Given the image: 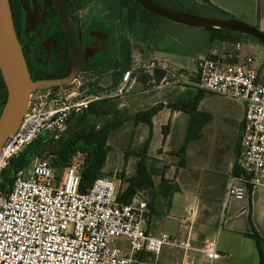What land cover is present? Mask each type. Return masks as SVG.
I'll list each match as a JSON object with an SVG mask.
<instances>
[{"label":"built area","instance_id":"obj_1","mask_svg":"<svg viewBox=\"0 0 264 264\" xmlns=\"http://www.w3.org/2000/svg\"><path fill=\"white\" fill-rule=\"evenodd\" d=\"M141 70L151 78L149 83L191 84L240 100L245 110L237 159L240 173L230 174L225 195L227 199H243L249 186H264V78L253 56L230 62L221 54L201 59L193 77L149 59L124 70L110 91L79 97L77 85H66L32 92L19 128L0 151V185L11 159L39 135L58 137L73 115L84 112L94 101L128 93ZM158 70H165L159 81ZM51 156H35L29 171L28 167L18 169L9 188L0 187V264H158L157 260L142 259L140 254H159L165 246L184 251L178 264H198L189 256L190 251L203 253L209 264L223 257L218 235L202 245L194 243L197 206L187 207L179 218L185 230L183 237L166 231L153 234L147 226L152 212L148 189L123 202L121 180L100 174L89 189L82 191L83 155L78 153L61 171L52 164ZM120 238L128 241L129 253L117 242Z\"/></svg>","mask_w":264,"mask_h":264},{"label":"rangeland","instance_id":"obj_2","mask_svg":"<svg viewBox=\"0 0 264 264\" xmlns=\"http://www.w3.org/2000/svg\"><path fill=\"white\" fill-rule=\"evenodd\" d=\"M21 1L24 14L22 38L30 46L35 71H45L51 66L49 50L53 29L49 21H41L42 14L46 11L44 0ZM199 12L206 17L223 18L221 14L205 6L200 8ZM72 26L84 49L83 36L87 37L86 31L82 36L76 32L73 24ZM119 27L121 42L123 38L129 41L134 56L138 55L136 63L155 57L164 68L184 72L189 77L196 75L201 59L228 51V48L223 46L209 52V31L170 19L154 17L141 23L137 18L133 24L125 21L123 24L119 23ZM92 54L91 47L85 51L86 62ZM255 56V67H258V70L264 69L263 54L258 50ZM101 78L104 88L109 89L113 77L105 75ZM69 85H77L79 97L92 93V88L99 87L98 81L93 80L86 72H82ZM153 86V83L135 84L131 91L122 97L118 96L121 97L120 107L125 109L124 116L157 110L150 114L149 124H136L133 120H128L119 129L111 132L108 141L111 151L105 172L121 180L123 192L132 184L138 185L144 169L148 173H156L153 176L154 186L148 189L158 210L157 223L153 225V229L171 233L179 228V218L186 214L185 209L198 206V192L204 187L209 176L212 178L216 174H223L227 180L231 170L230 162L234 164L238 159L245 110L240 100L209 93L191 84L174 83L148 89ZM179 102L186 105V111L197 109L208 119L202 129L201 138L189 142L185 152H182V149L190 115L185 111L173 113V107L176 108ZM169 122H172L171 127L163 130ZM147 141L149 148H146ZM182 158H185L184 164ZM30 169L31 166L27 171ZM162 175L172 180V184L178 183L180 190L170 192L167 182L161 186ZM160 186L163 193H160ZM142 189L147 188L136 187L137 191ZM165 193L171 196L166 197Z\"/></svg>","mask_w":264,"mask_h":264},{"label":"trees","instance_id":"obj_3","mask_svg":"<svg viewBox=\"0 0 264 264\" xmlns=\"http://www.w3.org/2000/svg\"><path fill=\"white\" fill-rule=\"evenodd\" d=\"M88 1L89 0H67L66 4V14L71 23L74 25L76 32L80 35H82L83 33L81 11L83 9V6ZM104 1L110 11V17L118 20L120 24H123L125 21L133 24V22L136 21L137 18L141 20V23L142 21L145 22L147 19H153L154 17L168 19L162 15L150 11L136 0ZM150 1L168 10L194 16H204L200 14L199 9L205 6L207 9L221 14L227 19H237L234 15L224 11L208 0H204V2H200L199 0ZM11 2L19 37L22 43H25L22 38V25L24 19L23 3L21 0H11ZM54 4L55 0H44L46 11L44 14H42L43 19L41 20L42 23H47V21H49L52 24L51 27L53 29L52 43L49 50L51 56L50 68L45 71H35V65L31 58L30 46L26 43L24 46L25 54L33 79L64 77L70 73L73 67V59L70 46L60 26L59 13ZM195 27L202 28L210 32L208 47L209 51L214 48L217 42L221 44L219 49L223 46L228 48V51L226 50L225 52L221 53V55H225L226 57H228V59L237 57L238 51L233 49L234 45L243 42L248 38L261 41L260 39L246 32H239L233 29H225L212 26ZM135 60L136 58H134L132 44L123 38L121 42L119 57L116 60L109 61L113 63L114 69L116 70L113 72V83L110 85L109 89L102 87H100V89L99 87H96L92 88V92L110 91L118 84L120 75L124 70L138 65ZM82 72L87 71L82 68L78 77L82 74ZM164 74L165 70H158L156 75L157 80L159 81ZM150 79L151 78L148 74L144 73L142 70L139 71L138 81L142 82L143 85H146ZM153 85L157 86L158 84ZM7 95V87L0 69V111L3 109L4 103L7 99ZM120 98L121 97L118 96H111L94 101L87 110L80 114L73 115L68 127L64 131H62L58 137H56L52 133L39 135L31 144H29L21 153H19V155L11 159L9 165L2 172L3 182L1 183L0 187L4 190H7L13 181V174L18 169L29 167L33 162L35 156L39 154H52V164L57 167V169L62 170L64 167L70 165L73 162L74 157L78 153H80L83 155L81 190L85 191L89 189L98 175L108 174L105 172V167L107 164L109 152L111 151V147L108 143L111 132L119 129L128 120H133L136 124H149L150 114L155 113L157 110L153 109L152 111H142L135 113L134 115L124 116L125 109H122L120 107ZM176 109L185 111L190 115L185 145L182 149V152H185L187 150V144L189 142L202 136V128L208 122V119L204 118V113L198 111L197 109L186 111V105H184L183 103H179L178 105H176ZM168 127L169 125H165L163 130H165V128L167 129ZM146 148H149L148 141L146 144ZM183 155L184 154L182 153L181 156ZM181 161L184 164L185 158H182ZM233 173H240L237 161L234 165ZM155 174L156 173L154 172L148 173L147 170L144 169L142 179L138 181V185L135 186V184H132L125 192H122L121 200L123 202H129L137 191L136 187H145L147 189L153 187V176ZM164 182H167L169 184L170 192L180 190V186L178 183L172 184V180L167 179L165 175H162L161 186L164 185ZM160 193H163L162 190ZM165 196L170 197L171 194L165 193ZM151 201V211L155 212V204L153 200ZM252 237L257 239V241L260 243L261 264H264V247L261 246L262 239L258 235H252Z\"/></svg>","mask_w":264,"mask_h":264},{"label":"crops","instance_id":"obj_4","mask_svg":"<svg viewBox=\"0 0 264 264\" xmlns=\"http://www.w3.org/2000/svg\"><path fill=\"white\" fill-rule=\"evenodd\" d=\"M208 1L234 15L237 20L258 26L264 31V0ZM81 17L83 24L82 36L85 31L87 36H83L84 63L82 68L92 76L93 80L98 81L99 87L104 88L101 76L113 77V72L116 70L113 63L109 61L116 60L120 54L119 22L110 17V11L104 0H89L83 6ZM220 46L221 44L217 42L211 50L215 51ZM263 46L264 43L262 41L248 38L233 46V49L238 51L237 57H232L228 60L230 62H240L247 57L253 56L255 63V54L259 50L263 54L262 62L264 63ZM90 47L93 50V54L87 58L86 62L85 51ZM137 56L135 54L134 58H137ZM149 58L157 59L155 57ZM258 71L264 78V69H259ZM113 81L114 79H112ZM135 84H143L138 81V75ZM179 112L182 111L173 107V113L178 114ZM177 118H179V115ZM171 124L172 122H169V127H171ZM188 124L189 121L187 130ZM235 163L230 162L231 170L227 180L223 174H216L212 178L209 176L204 183V187L199 190L197 202L199 213L196 223L197 239L194 243L202 245L207 238L218 235L219 249L223 257L214 260L212 264H261L260 243L252 235H258L262 239L261 246L264 247V186H249L243 199H227L225 195L226 186ZM157 215V209L155 212H151L147 223L149 231L153 234H159L163 231L153 229V225L157 223ZM170 234L180 238L185 235V230L179 224V228ZM117 242L122 244L127 253L130 252L129 243L125 238H120ZM184 255V251L180 248L165 246L159 254L144 252L140 254V257L147 260H157L158 264H178L183 260ZM189 256L198 264L210 263L201 252L190 251Z\"/></svg>","mask_w":264,"mask_h":264},{"label":"water","instance_id":"obj_5","mask_svg":"<svg viewBox=\"0 0 264 264\" xmlns=\"http://www.w3.org/2000/svg\"><path fill=\"white\" fill-rule=\"evenodd\" d=\"M136 1H139L145 8L156 14L192 26H194V22H205L206 24L238 22L246 29V33L260 39L264 43V31L258 26L241 20L210 18L182 13L193 18L183 19L170 14L176 11L168 10L150 0ZM66 4L67 0H55L54 6L58 10L60 26L70 46L73 59L72 70L68 75L60 78L33 79L24 50L25 43H22L17 31L12 2L11 0H0V69L8 93L0 113V151L10 136L19 128L32 92L69 85L77 79L81 72L84 63L83 48L80 41L74 38L72 31L68 27L65 18L67 13Z\"/></svg>","mask_w":264,"mask_h":264},{"label":"bare ground","instance_id":"obj_6","mask_svg":"<svg viewBox=\"0 0 264 264\" xmlns=\"http://www.w3.org/2000/svg\"><path fill=\"white\" fill-rule=\"evenodd\" d=\"M146 1H148V0H146ZM170 14L175 16V17H179V18H183V19H193L192 16L185 15V14L178 13V12H171ZM65 18H66V21L68 23L69 29L72 31L74 38L77 40L78 39L77 35L73 29V26L71 24L70 19L67 16V14H65ZM193 25L194 26H201V27L212 26V27H218V28L233 29V30H236L239 32H247L246 29L238 22H221V23H215V24H206L205 22H194Z\"/></svg>","mask_w":264,"mask_h":264}]
</instances>
